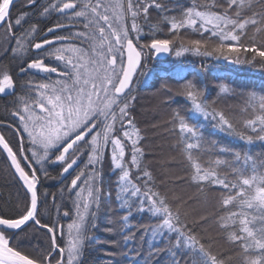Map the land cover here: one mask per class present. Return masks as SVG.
Returning a JSON list of instances; mask_svg holds the SVG:
<instances>
[{
	"label": "snow or ice",
	"instance_id": "6c2138e0",
	"mask_svg": "<svg viewBox=\"0 0 264 264\" xmlns=\"http://www.w3.org/2000/svg\"><path fill=\"white\" fill-rule=\"evenodd\" d=\"M29 3L35 5L37 0ZM161 7L156 0H127L118 4L104 0H59L45 5L40 13L42 19L53 12L58 14L56 22L46 29L51 38L41 42L27 40L22 46L23 38L12 30L19 29L23 16L13 17L14 0H0V31L12 37L15 48L8 51L21 63L19 71L34 70L30 73L33 75L56 73L61 78L53 81L46 77V83L21 85L25 94L13 103V119L6 127H0V156L22 191V197L10 210L12 214L0 209V264H83L85 241L97 226L95 215L102 190L98 179L106 155L119 170L120 191H130L135 198L134 203L123 200L122 206L127 205L128 211L123 221L129 219L135 207L136 211L158 219L161 235L175 236L176 245L192 257L191 264H231V257L217 248L216 237L204 231L207 217L191 216L183 198H170L168 191L153 181L151 172L140 166L141 137L138 131L135 135L129 131L134 130V84L147 76L151 56L172 51L170 39L141 42L142 24L148 25L145 35L155 31L149 22V8ZM202 8H187L179 20L164 18L172 32L189 28L202 37L209 33L208 38L189 41L191 48H181L176 56L193 51L204 56L216 53L228 60L230 54L243 51L252 54L245 62H254L258 57L264 63V43H260L264 40V0H213ZM68 21L82 25V29L60 34ZM255 33H259V38ZM212 37L217 41L209 50ZM75 41L87 44L88 48L77 46ZM31 48L42 51L33 54ZM49 58L62 65H47L45 60ZM232 62L241 63L240 56ZM202 71H206V66H202ZM16 89L13 75L7 67L0 66V94L15 96ZM167 91L185 97L194 114L222 133L249 145L255 140L264 141V95L249 97L252 114L238 126L225 111L217 110L216 101L193 81ZM220 92L229 93L230 89L223 85ZM172 122L184 137L188 159L193 161L189 181L201 193L211 186L224 190L221 204L227 212L220 217L221 227L238 225V231L231 232L228 240L247 256L241 264H264V158L259 168L250 155L242 156L240 151L232 153L235 163L215 159L214 164L223 163L233 178L222 177L215 167H202L194 160L191 150H203L205 145L200 126L188 123L180 111L172 114ZM126 142L131 144V164L139 169L136 181L143 182H133L125 167ZM209 148L220 153L230 151L210 142ZM53 165H59L57 171L62 181L70 180L65 190L75 196L76 220L67 224L66 241L63 226L44 219L46 196L41 188ZM63 215L68 216L69 212L65 210ZM30 230L45 231L48 245L27 250L24 239ZM173 264L178 262L174 259Z\"/></svg>",
	"mask_w": 264,
	"mask_h": 264
},
{
	"label": "trees",
	"instance_id": "16d2710c",
	"mask_svg": "<svg viewBox=\"0 0 264 264\" xmlns=\"http://www.w3.org/2000/svg\"><path fill=\"white\" fill-rule=\"evenodd\" d=\"M156 2L162 5L161 9L149 8L148 14L150 25L155 31L145 35L148 32V25L142 24L141 42L150 44L153 38L170 39L173 41L172 54L163 60L151 56L147 76L141 77L133 86L135 99L131 103V111L134 116V130L130 128L129 131H132L133 135L138 131L141 137L143 154L138 156L140 166L151 172L153 181L166 189L170 198H183L191 216L197 218L206 216L204 231L216 237L219 241L217 248L222 254L231 257V264H241L242 258L246 260L247 256L242 248L234 246L228 240L231 232L238 231V225L230 223L227 229L221 227L220 217L227 212L221 204V192L224 190L218 186H211L201 193L189 181L193 161L188 159L183 143L184 137L179 134L178 126L173 127L172 114L180 111L188 123L201 128L205 145L203 150H191L195 162H199L202 167H215L218 174L228 179L233 178L230 169L223 163L215 165V159L235 163L232 153L240 151L242 156L250 155L259 168L260 160L264 158V141L255 140L249 145L245 141L222 133L210 122L194 114L190 109V102L185 97L174 95L167 89L175 90L185 81L195 82L205 89L211 100L216 101L217 110L225 111L240 126L252 114L251 108H248L249 97L253 94L257 97L264 95V63L258 57L254 62H245L246 57L252 54L243 51L230 54L228 60L216 53L204 56L193 51H184L181 56H176L175 52L181 48H191L189 41L208 38L209 33H204L202 37L189 28L172 32L170 23L164 22V18L170 20L176 17L179 20L187 8L197 7L198 10H203L202 6L212 4L213 0H156ZM255 35L259 38V33ZM216 41L217 38H211L209 50ZM260 43H264V40ZM237 55L240 56L241 63L232 62ZM216 56L218 58H215ZM202 66H206V71H202ZM223 85L230 89L229 93L220 92ZM21 96L18 95L15 99L18 100ZM13 99L0 97V121L12 120L9 116L16 101ZM245 108H248L249 113ZM209 142L230 151L220 153L209 148ZM126 143L128 147L124 158L125 167L129 170L133 182H143L136 181L139 169L131 164V144ZM251 163L249 161V166ZM58 168L59 166L52 167L50 172ZM118 180L119 170L113 169L112 173L109 161L104 160L100 179L102 190L95 215L97 226L91 232L90 239L85 241L81 257L83 264H133V261L136 264H173L174 259L178 264H191L190 254L176 245L174 235L168 237L160 234L157 230L158 219L151 214L138 212L133 207L129 219L123 221V217L128 214L127 205L122 206L123 200L128 199L130 203H134L135 198L131 196L130 191H120ZM66 186H70V180L62 181L59 175L50 173L49 178L42 182L41 188L46 196L44 219L63 226L62 234L65 241L69 238L67 224L76 220V208L73 203L75 196L65 190ZM21 197L22 191L12 175V170L4 157L0 156V209L6 214H12L10 210ZM65 210L69 212L68 216L63 215ZM24 243L29 251L33 246L45 248L49 243L48 235L45 231L30 230Z\"/></svg>",
	"mask_w": 264,
	"mask_h": 264
},
{
	"label": "flooded vegetation",
	"instance_id": "af4514ba",
	"mask_svg": "<svg viewBox=\"0 0 264 264\" xmlns=\"http://www.w3.org/2000/svg\"><path fill=\"white\" fill-rule=\"evenodd\" d=\"M58 2L59 0H37V3L35 5L30 6L29 0L14 1V9L12 15L15 18H20L21 16H23V19L21 20V25L19 26V29L14 28L12 31L14 33H17L18 37L23 38L21 40L22 46L26 44L27 40L41 42L46 37L51 38L52 34H48L46 32V29L47 27L53 25L56 22V17L58 14L53 12L46 19H42L40 13L45 5L55 4ZM104 2L110 4H118L127 3V0H118V3H116V0H104ZM60 19L63 20V17H60ZM33 29H35V31H33ZM70 29H72L73 31L81 30L82 25H73L70 21H68L67 26L63 29H60L59 32L60 34H64L67 33ZM75 43L77 46L84 47L85 49L88 48L87 44L82 45L79 41H75ZM4 44L5 49H3ZM46 47L51 48L52 46L47 45ZM9 48H15V45L12 42V37L7 36L6 31H0V52H2V56L0 55V66L7 67L9 72L13 75L14 80L17 81V89L15 96L0 94V97H8L15 99L16 96L25 94V90L21 87V85L27 83L29 84V86H32L39 83H46L48 82L46 77H50L53 81L61 79L56 73H39L35 75L30 74L34 70H29V73H21L19 71L21 63L18 62L17 59H14L13 53L8 51ZM30 51L34 54L35 52L42 50H35L34 48H31ZM27 58L30 57H26V59ZM45 63L50 66H56L58 64L62 65V62L55 61L52 58L46 59ZM12 110H14V108H12ZM9 117L12 116L10 115ZM2 125L7 126V122L0 123V126ZM50 173L58 175L57 169L54 172L51 171Z\"/></svg>",
	"mask_w": 264,
	"mask_h": 264
},
{
	"label": "rangeland",
	"instance_id": "374dc122",
	"mask_svg": "<svg viewBox=\"0 0 264 264\" xmlns=\"http://www.w3.org/2000/svg\"><path fill=\"white\" fill-rule=\"evenodd\" d=\"M116 3H118V0H116ZM3 49H5V44L3 45ZM0 55L2 56V52H0ZM215 58H218V56H216ZM247 113H249V110L247 111ZM104 160L109 161L110 169H111V172L113 173V169H115V168H114V165L111 164L110 159L107 158V155H106V158ZM57 166H59V165H57ZM51 175H52V173H51Z\"/></svg>",
	"mask_w": 264,
	"mask_h": 264
},
{
	"label": "water",
	"instance_id": "95a60500",
	"mask_svg": "<svg viewBox=\"0 0 264 264\" xmlns=\"http://www.w3.org/2000/svg\"><path fill=\"white\" fill-rule=\"evenodd\" d=\"M15 1V0H14ZM171 53V52H170ZM170 53H162V54H160L159 56H156V55H154V58L155 59H166L169 55H170Z\"/></svg>",
	"mask_w": 264,
	"mask_h": 264
}]
</instances>
